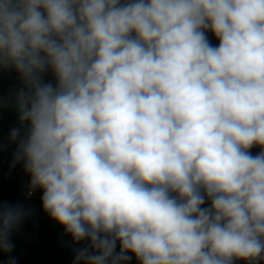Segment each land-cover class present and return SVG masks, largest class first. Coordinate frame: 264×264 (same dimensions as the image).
<instances>
[{
	"label": "clouds",
	"instance_id": "9594fccd",
	"mask_svg": "<svg viewBox=\"0 0 264 264\" xmlns=\"http://www.w3.org/2000/svg\"><path fill=\"white\" fill-rule=\"evenodd\" d=\"M3 69L73 264L264 261V0H0ZM30 215L0 203V253Z\"/></svg>",
	"mask_w": 264,
	"mask_h": 264
},
{
	"label": "crops",
	"instance_id": "0c3cea01",
	"mask_svg": "<svg viewBox=\"0 0 264 264\" xmlns=\"http://www.w3.org/2000/svg\"><path fill=\"white\" fill-rule=\"evenodd\" d=\"M207 35L213 45H218V40L211 32ZM43 79L44 82H51L55 85V78L50 71L44 74ZM23 87L24 84L14 69L0 70V136L12 147H16L17 142L10 141V132L18 128L21 130L22 136L27 128V123H20L19 113L15 106V95ZM250 151L252 155H256L260 148L253 147ZM28 184L27 178L0 150V203L16 205L23 201L22 195L28 190ZM41 196L42 191L37 189L32 201H36L38 204V225L42 246L33 255L27 256L21 227H19L12 236L14 250L11 253H0V264H8L9 256L16 259V264H73L74 250L87 244V241L73 243L72 237L65 234L63 227L43 211ZM116 251H119V242H117ZM129 264H139V262L133 256ZM234 264H247V262L237 260L234 261ZM260 264H264V261H261Z\"/></svg>",
	"mask_w": 264,
	"mask_h": 264
},
{
	"label": "trees",
	"instance_id": "16d2710c",
	"mask_svg": "<svg viewBox=\"0 0 264 264\" xmlns=\"http://www.w3.org/2000/svg\"><path fill=\"white\" fill-rule=\"evenodd\" d=\"M16 147L8 145L3 137L0 136V150L9 157L12 164ZM14 166L27 178L28 181L30 180V177L23 170L22 162L15 164ZM32 200L33 199L21 201L20 203H18L24 205L26 209L31 210V215L26 218L20 225L25 253L27 256L33 255L42 246V238L38 225V204L36 201Z\"/></svg>",
	"mask_w": 264,
	"mask_h": 264
},
{
	"label": "built area",
	"instance_id": "2783aa9c",
	"mask_svg": "<svg viewBox=\"0 0 264 264\" xmlns=\"http://www.w3.org/2000/svg\"><path fill=\"white\" fill-rule=\"evenodd\" d=\"M34 198V193L31 195V196H28V190H26L23 195H22V199L23 201H26V200H31Z\"/></svg>",
	"mask_w": 264,
	"mask_h": 264
}]
</instances>
